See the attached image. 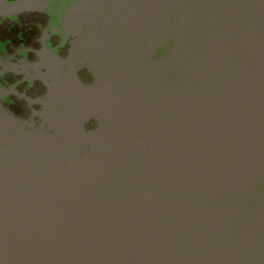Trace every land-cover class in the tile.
Segmentation results:
<instances>
[{"label": "water", "instance_id": "95a60500", "mask_svg": "<svg viewBox=\"0 0 264 264\" xmlns=\"http://www.w3.org/2000/svg\"><path fill=\"white\" fill-rule=\"evenodd\" d=\"M30 12L72 40L38 124L0 103V264H264V0H0Z\"/></svg>", "mask_w": 264, "mask_h": 264}, {"label": "flooded vegetation", "instance_id": "af4514ba", "mask_svg": "<svg viewBox=\"0 0 264 264\" xmlns=\"http://www.w3.org/2000/svg\"><path fill=\"white\" fill-rule=\"evenodd\" d=\"M50 23L54 20L36 12L23 13L15 20L0 18V103L21 120L35 124L41 121L38 113L47 88L29 64L38 61L44 46L57 48L61 57L66 56L72 40L50 34ZM78 74L84 84L93 81L87 68Z\"/></svg>", "mask_w": 264, "mask_h": 264}]
</instances>
